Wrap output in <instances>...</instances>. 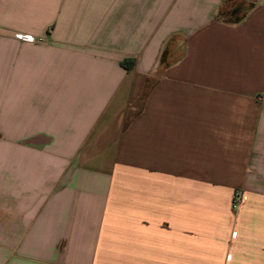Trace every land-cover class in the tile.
<instances>
[{"label": "crops", "instance_id": "obj_1", "mask_svg": "<svg viewBox=\"0 0 264 264\" xmlns=\"http://www.w3.org/2000/svg\"><path fill=\"white\" fill-rule=\"evenodd\" d=\"M242 1L232 24L229 0H0V264H264Z\"/></svg>", "mask_w": 264, "mask_h": 264}, {"label": "trees", "instance_id": "obj_2", "mask_svg": "<svg viewBox=\"0 0 264 264\" xmlns=\"http://www.w3.org/2000/svg\"><path fill=\"white\" fill-rule=\"evenodd\" d=\"M252 3L241 1L237 4H230L229 7L221 8L215 15V18L221 19L227 23H237L239 22L246 14L247 10L252 6ZM126 69H129L132 64V59H126L121 62Z\"/></svg>", "mask_w": 264, "mask_h": 264}, {"label": "built area", "instance_id": "obj_3", "mask_svg": "<svg viewBox=\"0 0 264 264\" xmlns=\"http://www.w3.org/2000/svg\"><path fill=\"white\" fill-rule=\"evenodd\" d=\"M239 199H240V192L239 190H235L232 196V200H231L233 207H236L238 205Z\"/></svg>", "mask_w": 264, "mask_h": 264}, {"label": "rangeland", "instance_id": "obj_4", "mask_svg": "<svg viewBox=\"0 0 264 264\" xmlns=\"http://www.w3.org/2000/svg\"><path fill=\"white\" fill-rule=\"evenodd\" d=\"M226 1V0H225ZM231 3L236 4V3H240L242 0H229ZM249 1V0H246Z\"/></svg>", "mask_w": 264, "mask_h": 264}]
</instances>
